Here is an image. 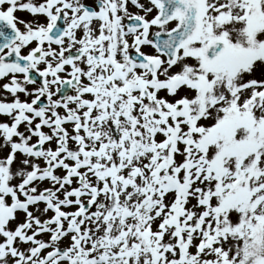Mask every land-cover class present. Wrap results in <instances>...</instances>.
<instances>
[{"label": "snow or ice", "instance_id": "1", "mask_svg": "<svg viewBox=\"0 0 264 264\" xmlns=\"http://www.w3.org/2000/svg\"><path fill=\"white\" fill-rule=\"evenodd\" d=\"M0 264H264V0H0Z\"/></svg>", "mask_w": 264, "mask_h": 264}]
</instances>
